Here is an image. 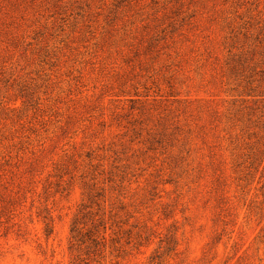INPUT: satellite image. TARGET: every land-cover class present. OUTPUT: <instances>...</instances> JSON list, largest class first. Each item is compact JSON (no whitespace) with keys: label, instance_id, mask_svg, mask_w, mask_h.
Instances as JSON below:
<instances>
[{"label":"rangeland","instance_id":"obj_1","mask_svg":"<svg viewBox=\"0 0 264 264\" xmlns=\"http://www.w3.org/2000/svg\"><path fill=\"white\" fill-rule=\"evenodd\" d=\"M0 264H264V0H0Z\"/></svg>","mask_w":264,"mask_h":264}]
</instances>
